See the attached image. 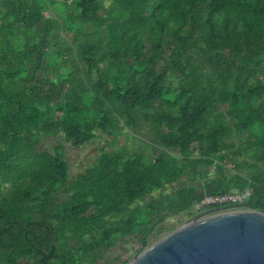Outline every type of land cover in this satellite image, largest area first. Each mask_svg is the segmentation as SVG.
Instances as JSON below:
<instances>
[{"label":"trees","instance_id":"trees-1","mask_svg":"<svg viewBox=\"0 0 264 264\" xmlns=\"http://www.w3.org/2000/svg\"><path fill=\"white\" fill-rule=\"evenodd\" d=\"M144 124L159 154L103 151L71 181L63 145L41 149ZM246 189L264 213V0H0V264H101L128 237L143 252Z\"/></svg>","mask_w":264,"mask_h":264},{"label":"water","instance_id":"water-1","mask_svg":"<svg viewBox=\"0 0 264 264\" xmlns=\"http://www.w3.org/2000/svg\"><path fill=\"white\" fill-rule=\"evenodd\" d=\"M130 264H264V213L241 210L195 218Z\"/></svg>","mask_w":264,"mask_h":264},{"label":"rangeland","instance_id":"rangeland-1","mask_svg":"<svg viewBox=\"0 0 264 264\" xmlns=\"http://www.w3.org/2000/svg\"><path fill=\"white\" fill-rule=\"evenodd\" d=\"M49 14L53 17H58L60 15L54 10L49 12ZM57 44L60 45L61 42H54L52 50L56 48ZM58 143L63 145V154L70 167V181L96 163L103 151L112 152L115 150H123L127 154L138 152L147 156L148 159H152L159 154V149L155 146L152 132L145 124L137 129L125 127L117 137L98 131L95 140L84 146L78 147L66 142L61 135L56 136L50 134L41 138V149L51 151ZM227 165L229 169L233 166L231 162H228ZM183 182H189V178H183L181 183ZM178 186L179 184L169 186L163 192L156 193L155 196L160 197L162 194L173 193ZM150 201L151 199H148L147 202ZM219 212V210H211L207 212V210L196 211V209H191V211L183 213L180 216L172 217L158 228L160 233L157 235V239L154 238L152 242L155 244L165 236L193 221L195 218H205ZM143 252H141V244L139 240L136 237H128L119 242L117 246L110 252L106 253L104 257L105 260H109L120 256L121 260H129L131 263ZM105 260L101 261V264H104Z\"/></svg>","mask_w":264,"mask_h":264},{"label":"built area","instance_id":"built-area-1","mask_svg":"<svg viewBox=\"0 0 264 264\" xmlns=\"http://www.w3.org/2000/svg\"><path fill=\"white\" fill-rule=\"evenodd\" d=\"M251 196V191L246 189L244 191H232L227 194L208 196L201 202L194 205L192 209L196 211L205 210L208 207L216 206L220 212L243 211L245 204ZM226 207V208H224Z\"/></svg>","mask_w":264,"mask_h":264}]
</instances>
